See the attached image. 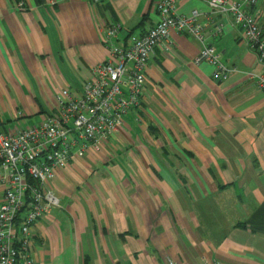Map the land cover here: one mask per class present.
<instances>
[{
  "label": "crops",
  "instance_id": "1",
  "mask_svg": "<svg viewBox=\"0 0 264 264\" xmlns=\"http://www.w3.org/2000/svg\"><path fill=\"white\" fill-rule=\"evenodd\" d=\"M176 10L199 11L238 71L217 79L193 63L202 44L171 29L121 130L48 181L59 206L32 228L35 264H264V90L246 74L264 63L204 0ZM247 10L264 33V0ZM156 20L150 0H0V131L42 122L64 87L80 94L110 56L107 27L122 43Z\"/></svg>",
  "mask_w": 264,
  "mask_h": 264
},
{
  "label": "built area",
  "instance_id": "2",
  "mask_svg": "<svg viewBox=\"0 0 264 264\" xmlns=\"http://www.w3.org/2000/svg\"><path fill=\"white\" fill-rule=\"evenodd\" d=\"M99 2L101 0H92ZM211 13L240 26L242 39L264 63V33L256 14L247 10L257 0H204ZM157 20L142 34L129 35L119 43L118 24L104 30L110 56L91 69V77L80 94L69 87L56 96L55 112L40 123L13 132L0 131V168L4 195L0 203V264H35L33 226L49 217L59 199L48 186L55 170L69 166L74 158L99 151L121 130L124 117L138 107L145 89L148 61L154 49L166 43L170 31L185 33L202 44L193 63L214 66L215 77L225 79L238 71L206 43L200 12L180 14L176 0H150ZM222 24L214 30L220 31ZM264 90V75L246 73ZM169 264H176L169 260ZM207 264H222L213 262Z\"/></svg>",
  "mask_w": 264,
  "mask_h": 264
}]
</instances>
